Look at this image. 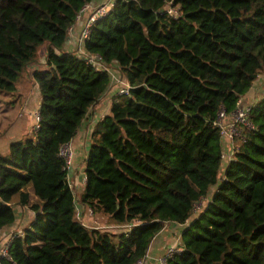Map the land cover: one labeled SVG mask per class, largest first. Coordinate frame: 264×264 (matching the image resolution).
<instances>
[{"label": "trees", "instance_id": "16d2710c", "mask_svg": "<svg viewBox=\"0 0 264 264\" xmlns=\"http://www.w3.org/2000/svg\"><path fill=\"white\" fill-rule=\"evenodd\" d=\"M92 1L0 0V92L48 41L32 69L38 125L0 151V227L15 220V194L33 212L0 264H133L167 222L183 228L165 264H264V94L246 104L252 125L239 123L229 158L215 123L261 80L264 0H112L78 50L65 49ZM108 67L130 86L91 121ZM84 119L94 123L77 196L58 150ZM79 203L113 224H85Z\"/></svg>", "mask_w": 264, "mask_h": 264}, {"label": "crops", "instance_id": "0c3cea01", "mask_svg": "<svg viewBox=\"0 0 264 264\" xmlns=\"http://www.w3.org/2000/svg\"><path fill=\"white\" fill-rule=\"evenodd\" d=\"M111 1L112 0H109V1H107V0H93L91 3L85 5V8L79 13L76 21L73 23V25L71 26V28L67 34V39H66L65 44H64L65 49H75V50L77 49L78 50L79 45H80V43L78 41V37H79V34L81 32L82 26H83L84 22L86 21V19L88 18V16L90 15V13L93 11V9H95L96 6H98L102 3H110ZM44 65H45L44 62H43V64H40L39 62H37V63L30 64L29 67L32 70L34 67H43ZM259 75L263 76L264 74L261 72ZM263 78L264 77H262V79ZM257 81L260 84L261 80L259 81V79H258ZM257 81L255 82V84H253V87L251 86L248 89V91L243 95V97L241 99L243 103H246V102L248 103L249 101L253 100L257 95H259V94L256 95V87L257 86H255V85L258 84ZM253 89H255V91ZM250 91H252L253 95L251 97H248L247 95H250V93H251ZM115 92H117V91H112V88H110V85H109V87L107 88V90L105 91L104 94H106V93L115 94ZM92 110H93V114H92V118L90 119L91 121L96 119V118H99L102 114L97 110V103H95L92 106ZM36 111H38V110H36ZM93 123L94 122H90V121L84 119L81 122V124L78 126L76 134L71 139L72 144H73V148H74V155H73V160H72V163L70 165V168H68L69 169L68 170V173H69L68 178L72 184V188L75 185L76 186L78 185V187L80 185H84L85 174L83 173L84 175L82 177V180L79 181L77 172H78V170L80 171L84 167V164H85V156H86L89 141H90L89 132H90V129H91ZM225 144H226V142H225ZM226 148L227 147L225 145V149ZM227 151H229V149H227ZM15 205L17 206L18 209L16 210L15 206H14L15 220L13 221V223L5 224V225L0 227V246H1L2 242L8 236H10L12 233L22 231V229L29 224V222L33 216V212L30 209L22 207L19 204H17L16 202H15ZM77 208H78L77 209V215L87 225H90V226H107V224L110 223V222H108L107 215L101 214L102 219L95 218L93 216V214L96 212H93L90 209L89 210H90V213L92 215L87 214V208L88 207L83 205V204L79 203ZM114 227H117V229H119V230H124L126 228L125 225H118V224H114ZM182 228H183L182 223L167 222L164 225V227L152 238L150 245H149V248L147 250V253L145 255L144 264H157L159 258L166 255L169 247L172 245H177V249L180 248L179 236H180Z\"/></svg>", "mask_w": 264, "mask_h": 264}, {"label": "rangeland", "instance_id": "374dc122", "mask_svg": "<svg viewBox=\"0 0 264 264\" xmlns=\"http://www.w3.org/2000/svg\"><path fill=\"white\" fill-rule=\"evenodd\" d=\"M47 44L48 41L44 40L39 44L37 48L36 61L40 64H43L44 62ZM79 55H81V53ZM262 73L264 74V71ZM259 76L261 77V81L260 84L258 83L255 85L257 86L256 95H260L261 93L264 94V79H262L264 75ZM122 81L125 82L124 79H122ZM116 84L117 82H111L110 88H112V91H117ZM253 90L255 91V89ZM250 92V95H247L248 97H251L253 95L252 91ZM40 96V88L32 76L31 68L28 66L22 71L19 80H17L16 89L14 91L0 92V151L2 153H6L8 151L9 143L12 140H24L26 137L33 135V131L35 129L36 124V115L34 112L39 108ZM112 96L113 94L106 93L97 102V110L102 113V115L108 114L110 112ZM241 104H247V102L243 103L241 100ZM224 142L230 143V140L227 137H224ZM228 155H230V151L225 152V157H228ZM83 170L84 167L80 171L78 170L77 172L79 181L82 180V177L84 175ZM82 188L83 185H80L79 187L78 185H75L73 187L74 193L78 196ZM16 198L17 195H13L12 202L15 206V209L17 210L18 208L14 203ZM206 201L207 198L202 199L197 205H195L194 215L199 212V210L204 206ZM99 213L100 212H96L93 214V216L95 218L102 219V213ZM87 214L92 215L90 213L89 208H87ZM109 225L111 226L112 224Z\"/></svg>", "mask_w": 264, "mask_h": 264}, {"label": "built area", "instance_id": "2783aa9c", "mask_svg": "<svg viewBox=\"0 0 264 264\" xmlns=\"http://www.w3.org/2000/svg\"><path fill=\"white\" fill-rule=\"evenodd\" d=\"M111 2L110 3H102L98 6L95 7V9H93V11L90 13V15L88 16V18L86 19V21L84 22L81 32L79 34V43L82 42V40L84 39V37H86L89 33V29H90V25L92 24V22L99 16H102L103 14H105L108 10V8L110 7ZM85 8V6H84ZM83 8V9H84ZM169 11H171L172 13H177L176 10L174 9H168ZM84 54V57L87 61L93 63L94 65L97 66H104V63L101 59V57L98 54H93L91 52H87L84 49L79 50ZM111 74V82H117L116 87H117V91L119 92H127L128 88H129V84L126 82H123L122 79L119 77V75L117 74L116 70H113L111 67L107 68ZM36 115V124H35V128L38 125V111L34 112ZM215 123L220 127L221 133H222V137L224 140V137H227L230 140L231 143V147L229 149L230 151V155L233 153V139L235 135H240V128H239V123H244L245 125L251 126V122L248 119V106L246 104H241V99L238 100L236 107L230 112L228 113L224 107L220 108L217 112V116L215 118ZM225 143V142H224ZM227 151V149H224V156H225V152ZM59 154L61 156H63L65 163L67 164V167L69 168V166L71 165V160L73 157V144L71 140H68L64 143H62L59 146V150H58ZM228 155V157L230 156ZM195 211V209H193ZM110 226V225H107ZM12 238V234L10 236H8L1 244L0 246V255H6L7 254V249H8V245L11 241ZM175 250H177V245H172L169 247L168 252L166 255H164L163 257L159 258L157 264H165V260L166 257L171 254L172 252H174ZM144 259L145 256L137 259L133 264H144Z\"/></svg>", "mask_w": 264, "mask_h": 264}, {"label": "water", "instance_id": "95a60500", "mask_svg": "<svg viewBox=\"0 0 264 264\" xmlns=\"http://www.w3.org/2000/svg\"><path fill=\"white\" fill-rule=\"evenodd\" d=\"M66 39H67V36H66Z\"/></svg>", "mask_w": 264, "mask_h": 264}]
</instances>
